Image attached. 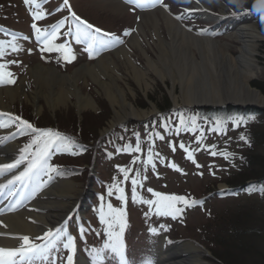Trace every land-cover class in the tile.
<instances>
[{
    "label": "rangeland",
    "instance_id": "rangeland-1",
    "mask_svg": "<svg viewBox=\"0 0 264 264\" xmlns=\"http://www.w3.org/2000/svg\"><path fill=\"white\" fill-rule=\"evenodd\" d=\"M3 1L4 0H0V2ZM111 1L113 0H71V3L74 9L82 12L87 17L89 16L93 19V21L99 23L104 27H107L108 29H124V27H130L136 24L135 20L137 18L135 19V15L130 14V12L126 8L122 11H115L111 4H107ZM205 1H207L208 7L215 12L226 10L227 4L239 7V5H241L239 3H242V1H248L249 7H252L251 5H253L254 3L259 6V0ZM4 2H6L7 6H10L9 0H5ZM167 5L168 9L163 8V11L166 10V13L170 15L171 11L169 10V7L172 11L176 12L179 9V5L188 7V5L192 4L191 0H168ZM262 12L264 13V11ZM3 13L0 9V17L2 16L3 19H7V11L4 10ZM156 14L157 16H159L160 21L159 26L161 29L159 30V32L164 39L169 40L170 37L165 26L166 24L159 12H157ZM20 16H22L24 19V12H22V10L20 12ZM263 17L264 16H261L260 19H255L252 17V14H249L245 19L247 21H243V23L238 22L237 24L233 23V25L235 26L232 28L229 34H233V32L237 31L241 26L253 23L258 24L261 32L264 33V19H262ZM25 21L26 19L23 21L24 24L26 23ZM21 27L22 29L25 28L23 24ZM146 31L148 32V35L150 34V31L152 33L153 39L148 36V40L152 45V42L156 41V36H153V29L148 28L146 29ZM228 35L219 37V42L227 44V50L229 51V53L234 57H240V63H243L244 54L243 56L242 54H240V46H243L242 41L237 40L233 37L231 38ZM256 43L258 44V46L257 52H255V62L258 66L264 67V38L257 40ZM144 47L147 50V55L149 56V58L155 57L153 53V49L155 50L154 45ZM150 47H152L153 49ZM131 50L135 64L138 65L139 68L146 69V60L143 55H141L140 52L133 47ZM191 51L193 53V56L198 61H200V51L195 48H192ZM259 53L262 55V57L261 55H258ZM83 58V55H81L80 59ZM114 58L118 74L119 76L123 77L125 81L121 82L120 84L124 88L127 102H129L131 105L138 109H141V111H149L150 109H152V107L158 110L157 104L162 105L165 103V100H163V96H165V94L162 92V89L165 88L167 89V93L169 96L168 100L172 104H174L172 94L177 95L178 101L180 102V104H182L181 100L184 97V94L182 86L179 83L174 88L175 90H172V81L168 77L161 79L160 77L155 75L153 71H151V80L149 81L150 85H139L134 80V78L131 77L129 73L130 68H126L125 59L118 58L117 56H115ZM25 59L30 61L31 59H33L32 65H30L27 70L25 69L22 74H20L21 77H27V90H25V92L28 94V98L17 99L14 103H11L12 109H18L17 106L20 105H17V103L22 102V108L24 110L26 109L28 111L29 109L35 116L45 118L43 119V121L47 124H50L53 121L55 122L54 125H57L58 127H68L67 124L74 121V114L70 112L72 109H74L75 114L77 115V127L80 125V128H78V130H90L89 132H92V130L96 126H99V124H103L105 127L100 126L98 132L99 135L106 129L110 128L112 119L114 117V106L105 98L102 90L98 85L92 83V81H90V79L87 77L86 80L80 79L79 82H77L81 88V93L83 95H90L94 100L96 104L95 109L79 108L76 103L77 99L74 97L70 98L66 104L58 105L52 108L48 106L49 104L44 97L43 87L36 88L35 74L32 75V73L29 71L30 68L35 67L38 63L40 64V61L32 56H27ZM84 63L85 61L83 60L78 61V63H76L75 65L69 67L66 66L67 69L64 71L61 70L65 69L66 67L58 65V70L60 69V72L72 75V72H74L75 69L79 68ZM227 67H229L228 64L226 65V68ZM249 83L252 85L253 89L264 95L258 87L253 85L259 84L261 86H264V77H254L250 80ZM55 89H57V87H55ZM36 90L40 91V93L37 94ZM31 91H35L34 94L37 96L36 98H34L32 94H30ZM36 103L38 104L37 106ZM29 104L31 106H29ZM222 104L224 103H221V105ZM225 104L233 105L231 107H237L238 105L243 107H253L264 111V105H259L254 102L240 105L231 100H228ZM199 105L207 106L212 104L200 103ZM115 108L119 109L118 106H116ZM59 115H62L63 118L59 119V117H61ZM261 118L263 122H261L260 124L258 123V120L256 118H252L251 124L249 126L253 130H255L254 132L256 137L261 140L259 142H264V115H262ZM136 120H138V118L136 119L133 117H127L125 121L132 122ZM102 121H104L105 123ZM90 124L93 126H91ZM236 139V137H233L231 140V144H233L234 146H236V143L234 142ZM218 140L222 143H225L223 144L225 146L230 145L227 142V138H220ZM91 144H95V141L92 140ZM197 150H195V152L193 153L197 158V162L194 163L191 160H188L187 157L184 158L183 152H169L168 149L164 146L162 148V151L159 152V155L163 159V165H161V168L163 167V169H157V167L152 168L150 165H146L145 162L133 167L134 165L131 162V158L129 157L130 155H127V153H118L117 155H112V157L110 158L108 156H103V154L100 155L98 164L95 167L98 169L97 173L99 174L100 178H103V186L102 188H100L101 195L98 196L96 202L92 206H90L88 209H85V213L88 215V217H90L93 223V227L87 233L84 244L89 245V249L91 250L90 252L92 253L89 257L93 258V261H95L94 264H118V258L110 252L106 251L104 253V259L102 261L96 255V250L102 249L108 239L105 231V229L107 228V224L101 223L100 212L101 210H103V212L105 213V219L110 220L112 217L108 215L109 204L112 205L113 209H124L126 214V227L123 233V241L127 248L125 252L129 253V256L131 257L130 261H128V264H147V262L151 263L153 258L151 248L156 243L160 242L161 239H169L168 241H180L179 243L189 241L196 244L204 252L202 257L205 264H226L216 260L215 256H213L212 250L208 245H210L215 251L219 250V254H222V250L224 251L225 249L226 252L229 253L228 259L232 264H264V196H262L259 192L257 194L255 193L252 196L251 194L246 195L241 193V195L238 194L236 196L227 197L225 199L218 198L216 194H212L210 198H207V201L204 203L203 207H184V203H180V205L183 207L181 208L182 213L176 214L175 217L171 215H159L157 214L155 205H152L150 207L148 204L142 202L143 200L157 199L152 192L148 191V189H152L153 192H159L166 195H207L211 192V189H218L221 186H225L224 182L226 179H232L233 176L238 177L241 173V171L238 172V170L235 169L229 170L228 164L225 161H222L221 159L217 160L215 157H211L209 153L207 154L204 151L199 152ZM89 151H92V148H90ZM252 151L254 152V156H260L261 153L264 152V146L260 144L259 147H255ZM86 155H81L80 160H84V158L89 159L90 155ZM68 161L69 160L61 158V156H51V159L48 163L49 165L56 167L58 164L61 165L63 163H69ZM261 161L263 165L259 168L264 169V157L263 160L261 159ZM169 163L172 164L171 167H169ZM173 165H175V167H173ZM117 166L131 169V171H129L128 173L127 180H125L124 173L121 172L120 168H118ZM87 168L89 169L90 167L88 166ZM83 171L84 172L82 173V175L75 174L72 176V178L83 188L89 190L90 192H93V187H95L97 181L94 183V177L91 175H89L90 177H87L88 179H86L85 177L88 172H86L85 169ZM155 174L160 175L161 178H153ZM132 178H136L138 181L136 185V202L133 201V185L131 182ZM114 184L124 190L125 201H121L118 198L120 193L117 188H112V194L109 195V188ZM146 213L147 215H145ZM234 218L235 222L232 224L233 226L238 227V231H240L241 235L239 239H235L234 237H232L230 229L226 230V227L232 226L231 223L226 221H232V219ZM150 229H155V232L150 231ZM116 230H119L118 226L116 227ZM212 233L220 243L218 247H213L212 243L208 244L209 239L213 237V235H211ZM230 235L231 238H228ZM63 250L61 251L60 249L57 254L51 253V262L48 259H42L41 263L68 264L67 253H65V251ZM77 256L76 258H78ZM85 257L87 256L85 255ZM72 264H74V262Z\"/></svg>",
    "mask_w": 264,
    "mask_h": 264
},
{
    "label": "bare ground",
    "instance_id": "bare-ground-1",
    "mask_svg": "<svg viewBox=\"0 0 264 264\" xmlns=\"http://www.w3.org/2000/svg\"><path fill=\"white\" fill-rule=\"evenodd\" d=\"M107 4H111L115 11L125 9V4L121 1L113 0ZM247 5L248 2L246 1L245 7ZM198 6L207 9V1L200 0ZM157 12L166 24L169 40L164 39L159 32L161 28ZM205 14H209L208 11ZM148 28L153 29V36H156V41L152 42L155 50L150 47L153 49L155 57L150 58L144 47L152 46L148 40L149 37L153 39L152 30L148 35L146 31ZM228 36L242 41L243 46H240V54L242 56L244 54L243 63H240V57H234L229 53L227 44L219 42V39H215L213 36L202 37L186 31L173 17L162 9H158L141 15V22H139L137 30L129 37L128 41L145 58L146 69L139 68L130 59L132 57L131 50L123 46L113 53L103 54L96 61L85 62L75 69L72 75L60 73L51 66L39 63L30 68L29 71L32 75L35 74L36 88L43 87L44 97L49 104L48 106L52 108L66 104L70 98L74 97L77 99L76 103L79 108L95 109L96 104L92 97L88 94L83 95L77 83L80 79L86 80L89 78L92 83L99 86L105 98L114 106V117L110 129H116L114 125L124 122L127 117L144 120L148 115L156 113L154 110H157L152 107L149 111H141V109L127 102L124 88L120 84L125 81L118 74L115 66V56L125 59L126 68H130L131 77L139 85H150L151 71L161 79L168 77L172 81V90H175L174 88L179 83L184 94L181 100L184 106L194 103L216 105L226 103L228 100L240 105L250 102L264 105V95L253 89L249 83L254 77H264V67L258 66L255 62V52H257L258 46L256 42L264 38V33L261 32L258 24L254 23L241 26ZM192 48L200 51V61L193 56ZM227 64L229 67L226 68ZM26 79L23 78L14 87H0V110L9 111L11 110V103H14L17 99L28 98V94L25 92L27 90ZM34 92L31 91L30 94L36 98ZM36 93L39 94L40 91L36 90ZM172 96L175 106L179 105L177 95L172 94ZM116 106L119 109H116ZM70 112L74 114V119L78 122L75 110L72 109ZM59 116H61L59 119L63 118L62 115ZM11 121V119L6 120L5 123L8 126L3 127L5 134L0 138V164L14 162L20 157L21 151L25 148L17 140L15 141V123ZM117 134H120V132ZM113 144L114 140L109 138L106 142H102V150L111 149L114 146ZM237 147L241 148L239 145ZM115 148L120 149L119 146ZM28 153L29 150L26 155ZM90 162L92 164V157ZM25 168L21 163L10 171L0 173V186L4 191L18 185H25L23 187H27V194H29L27 195L26 191L23 193L19 206L13 204L2 206L0 204V248H17L18 244L23 243L20 239L23 236L43 238L49 229L55 231L62 225L61 222L66 219V214L70 210L78 207L82 211L87 205L86 198L90 195L89 190L76 183L69 173L63 177L53 178V181H51L52 179H48L45 174L41 173V170H36L33 172L32 177L34 180L40 181L38 184H42V187L39 188L34 180L29 181L30 177L23 181L14 180V177L18 176ZM72 170L73 168H70V171ZM76 170L77 168H75V172ZM87 177H90L89 173L86 174L85 178L88 179ZM9 181L13 182L9 183ZM220 188H224V186ZM6 199L8 200V197ZM86 235L78 240L74 238L75 251L74 253L67 252V256L69 254L78 255L75 264H92L84 257H79L85 247L83 243L86 240ZM45 242L50 244L49 249H51L54 243L46 240ZM151 249L153 253L151 264H205L202 257L203 250L189 241L176 243L168 241V239H161ZM77 250L81 252H77Z\"/></svg>",
    "mask_w": 264,
    "mask_h": 264
},
{
    "label": "snow or ice",
    "instance_id": "snow-or-ice-1",
    "mask_svg": "<svg viewBox=\"0 0 264 264\" xmlns=\"http://www.w3.org/2000/svg\"><path fill=\"white\" fill-rule=\"evenodd\" d=\"M129 3H134L139 8H144L146 6L155 7L157 4H162L163 0H128ZM24 3L26 5H36V7H39V4L37 3V0H24ZM64 6L69 7L68 0H64ZM165 8H167V5H164ZM188 11V10H186ZM264 11V0H259V6H257L256 3H254L251 7V9H245L244 14H256L259 16V13ZM240 14V13H235ZM44 13L33 11L32 16L34 20H39L44 18ZM70 15L73 19V21L76 23L75 28V39L77 43L85 42L88 44V48L86 51L89 52V55L91 57L94 49V45H100L101 47H104L105 45H111L115 46L116 44H122L123 40L120 39L115 34L111 33H103L101 29L94 28L93 25L89 24L87 21L82 20L80 17L76 16L75 12L70 11ZM181 17H177V19H180ZM67 19V18H65ZM64 24V21H60L57 25L52 26L53 30L51 33L42 32L41 29H39L35 23H33L32 28L34 29L36 33L37 40H40L42 38L45 39L46 43H49L48 51L54 50V48L58 47L59 49H64V45L55 46L51 44V41L56 38L57 32L59 27H61ZM72 33V29H69V34ZM125 35H130V31L126 30ZM12 41H0V56L4 55V47L5 45H11L13 51L18 50V46L15 44V40L17 38L16 33H11ZM27 39V37H24ZM70 52V49L66 50V53ZM74 59V57H69V55H65V59ZM12 73L5 71V64L0 63V84H11L14 83V80L11 78ZM0 115H10L5 113H0ZM16 121H20L19 128L23 131H29L31 130L33 133H35L32 141L30 144L26 145L25 148L21 151L20 157L16 159L14 162L10 164H0V173L10 171L13 168H16L21 163H23L25 160L28 159V156L26 153L30 148H32L33 145H36V150L32 154V159L29 161L27 167L19 173L18 176L14 177V180H20L23 181L26 178L30 177L34 171L39 169H47L48 171H55V167L51 166L47 163V158L49 156V149L57 143V141H66L69 138L64 137L59 132H54L51 129H38L35 128L32 124H30L28 121L21 120L20 117H15L12 119V123H15ZM7 124L0 123V127H7ZM241 139H244L243 136H241ZM181 147H184L183 144H181ZM133 151H140L139 145L136 146ZM215 154V153H213ZM189 158H191V155H189ZM152 161V156L149 155L147 163H150ZM135 158L133 160V163H135ZM154 166V165H153ZM120 168V171L124 173L125 180L128 179V173L131 171V169L123 168L120 166H117ZM175 167V165H173ZM13 181H9V183H12ZM132 185H133V201L136 202V185L138 183L136 178H132ZM2 187V186H0ZM112 188H117L119 191V199L121 201H125L124 196V190L122 188H119L117 185H113L109 188V195L112 194ZM149 192H152L153 195L157 198L156 200H143V203L148 204L150 207L152 205L156 206L157 214L159 215H171L175 217L176 214H179L182 209L176 207V203L183 201L185 204H188L189 201L186 200L185 197L176 196V195H166L159 192H153L152 189H148ZM190 203H197V201H191ZM109 213L108 215L112 218L110 220L105 219V213L103 210L100 212V220L101 223L107 224V228L105 229L107 234V241L104 244V247L100 250H96L97 257L102 261L104 259V253L110 252L114 254L118 258V264H128L126 256H125V244L123 241V233L126 227V219H125V211L124 209H113L112 205H108ZM147 215V213L145 214ZM118 226V231L116 230V227ZM150 231L155 232V229H150ZM64 233H61V230L55 229H49L48 232L44 234L43 239L46 241H51L54 238H58L60 235ZM23 243L20 244L18 248H0V264H32V261L35 258L43 257L44 259H47V257L44 255V253L47 250V245H38L33 244L30 241V238L27 236H23L20 238ZM37 239H40L39 237ZM65 248L70 249V252L75 251L74 246V237L71 235H67V242L64 244ZM68 264H72L73 256L72 254H69L68 258ZM147 264H150V262H147Z\"/></svg>",
    "mask_w": 264,
    "mask_h": 264
},
{
    "label": "trees",
    "instance_id": "trees-1",
    "mask_svg": "<svg viewBox=\"0 0 264 264\" xmlns=\"http://www.w3.org/2000/svg\"><path fill=\"white\" fill-rule=\"evenodd\" d=\"M253 84V83H252ZM254 86L258 87L264 94V86H261L259 84ZM163 100H165V103L163 105H159L157 104L158 108L163 110V109H167L171 106V102L168 100V97L163 96ZM104 122V121H102ZM75 123V120H74ZM105 123V122H104ZM91 125V124H90ZM92 126V125H91ZM100 126L102 127L103 124H99V126H96L94 128V130H98V127L100 128ZM85 135H87L86 133H84ZM257 140L261 141L260 139L257 138ZM264 141V140H263ZM260 144H262L264 146V142H259ZM252 154V153H251ZM264 154H261L260 156H251L249 155V165L246 167V170L244 173H240L238 177L233 176L232 179H226L227 183L230 184L231 186H242L246 183V181L251 180V179H259L262 177H264V169H260L259 167L263 165V163H261V159L263 160ZM253 170V172H252ZM248 174H247V173ZM230 213V212H228ZM226 222L229 223H234L235 222V218L232 219V221L227 220ZM230 229L231 230V235L232 237H234L235 239H239L240 238V231H238V227L233 226H228L226 227V230ZM211 235H213L212 238L209 239V242L212 243L213 247H218L220 245V243L218 242V239L215 238V235L212 233ZM231 235L228 238H231ZM244 236V234H243ZM227 238V239H228ZM209 248L212 250L213 252V256H215L220 262L226 263V264H232L229 261V253L226 252V250L224 249V251L222 250V254L218 253L219 250L215 251L211 246H209Z\"/></svg>",
    "mask_w": 264,
    "mask_h": 264
}]
</instances>
